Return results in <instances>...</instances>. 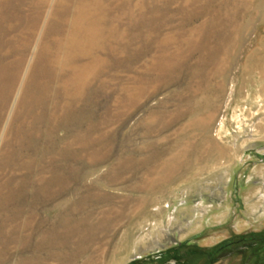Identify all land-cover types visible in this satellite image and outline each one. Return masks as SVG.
I'll list each match as a JSON object with an SVG mask.
<instances>
[{
	"label": "rangeland",
	"instance_id": "obj_1",
	"mask_svg": "<svg viewBox=\"0 0 264 264\" xmlns=\"http://www.w3.org/2000/svg\"><path fill=\"white\" fill-rule=\"evenodd\" d=\"M94 2L58 51L78 0H0L44 103L9 159L27 65L0 92V264H264V0Z\"/></svg>",
	"mask_w": 264,
	"mask_h": 264
},
{
	"label": "bare ground",
	"instance_id": "obj_2",
	"mask_svg": "<svg viewBox=\"0 0 264 264\" xmlns=\"http://www.w3.org/2000/svg\"><path fill=\"white\" fill-rule=\"evenodd\" d=\"M95 0H78L77 5L74 8L71 9V14L75 15V12L78 11V14L73 17L72 19L70 18L69 24L71 23L70 26H65L70 27V30H68V34L66 35L65 40H60L59 45H58V51H64L65 48V42H72L79 44L81 41H87L90 42V44H97V42L100 39H103L105 35H110V33H117L118 30L115 26H109L108 23H106V19L104 20V16L102 12L100 11L99 7L95 4ZM37 5H41L42 1H39L36 3ZM110 13L107 12V16L109 17ZM42 16V11H38L35 15L34 18L38 22ZM109 21V20H108ZM35 25V24H34ZM111 25V24H110ZM78 29V30H76ZM78 31H80L78 33ZM78 36L79 41H75ZM76 37V38H75ZM29 40H26L25 43V48L28 49L29 45ZM74 41V42H73ZM61 44V45H60ZM40 41L37 42L35 52L39 49ZM46 48V47H45ZM48 48L52 52H56L57 48L56 45H49ZM76 47L73 48V50H70L68 52V55L74 54ZM87 52V49L85 50V53ZM27 58L28 54L27 51H23L20 53V55H17L15 58L3 61L0 58V92H2L3 89V95L6 96V93L10 92L11 89L14 90L15 84H17L19 80V76L25 67L27 65V72L25 74L24 80L22 82V85L20 87V93L24 94V97L22 98V109H21V118L17 117L16 120H19L20 122L16 123V126L13 127L12 129V140L8 143V146L10 145V149L7 152V157L10 159L11 158V153L13 151V148L16 146V144L26 138L27 140L38 134L40 129L38 126H36L34 123H32V120L30 119H23V115L27 118L30 117L28 114L30 113V110H35L38 113V110L43 109L44 103L40 100V96L36 94L37 91H39L38 85L32 82V78L30 79L28 77L29 73V63L27 64ZM41 58L42 55H40L38 58H36V62L38 61L37 65L39 64V70H45L44 67L45 64L42 65L41 63ZM60 60V58H59ZM33 63V61L31 62ZM36 65V66H37ZM44 66V67H43ZM46 71H43L41 73H44ZM40 73V74H41ZM22 77V76H21ZM64 77L63 74H57L56 80L62 79ZM72 81L75 84H80V82L76 81L75 78H71ZM6 100V99H4ZM6 106L4 104L3 108ZM1 114H0V121L1 119ZM40 122V121H39ZM1 123V122H0ZM39 125V124H38ZM17 142L15 143V141ZM19 157L24 159V156L21 152V149H18Z\"/></svg>",
	"mask_w": 264,
	"mask_h": 264
},
{
	"label": "flooded vegetation",
	"instance_id": "obj_3",
	"mask_svg": "<svg viewBox=\"0 0 264 264\" xmlns=\"http://www.w3.org/2000/svg\"><path fill=\"white\" fill-rule=\"evenodd\" d=\"M232 241H233V240H232ZM232 241H230V242H229V244H231V243H232Z\"/></svg>",
	"mask_w": 264,
	"mask_h": 264
}]
</instances>
